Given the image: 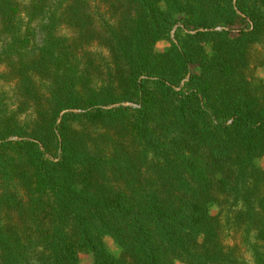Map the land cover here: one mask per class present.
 Returning <instances> with one entry per match:
<instances>
[{
    "label": "trees",
    "instance_id": "1",
    "mask_svg": "<svg viewBox=\"0 0 264 264\" xmlns=\"http://www.w3.org/2000/svg\"><path fill=\"white\" fill-rule=\"evenodd\" d=\"M233 1L0 0V264H264V0Z\"/></svg>",
    "mask_w": 264,
    "mask_h": 264
},
{
    "label": "rangeland",
    "instance_id": "2",
    "mask_svg": "<svg viewBox=\"0 0 264 264\" xmlns=\"http://www.w3.org/2000/svg\"><path fill=\"white\" fill-rule=\"evenodd\" d=\"M233 2H235V0ZM179 28H181V27L177 28L176 26H174L173 30L170 33V38L173 41H175V42L177 41L176 35L178 36V29ZM215 29L216 30H221V29H224V28L222 26H216ZM169 46H170V42L168 41V39L167 40L164 39L162 41H159L156 44V48L158 50H167ZM258 52L262 53L261 52V47H256V50L254 51V55L257 56V57H260V54ZM253 72H254L253 73L254 76L259 77V78H261L264 81V66L257 65L253 69ZM122 105H127V106H130V107H133V108L139 107V103H138V101L136 99H133L131 101H125V102L122 103ZM259 164L264 168V158L259 161ZM107 243L111 247L110 241H107ZM80 263L81 264H91V259H90L89 255L85 254V253L80 254Z\"/></svg>",
    "mask_w": 264,
    "mask_h": 264
}]
</instances>
